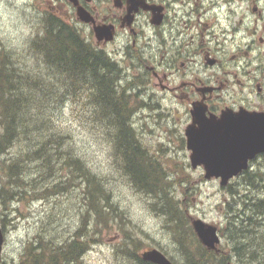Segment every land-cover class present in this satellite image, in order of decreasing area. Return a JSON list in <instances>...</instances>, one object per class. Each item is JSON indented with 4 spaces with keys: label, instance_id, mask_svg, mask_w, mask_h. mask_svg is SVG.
Instances as JSON below:
<instances>
[{
    "label": "trees",
    "instance_id": "obj_1",
    "mask_svg": "<svg viewBox=\"0 0 264 264\" xmlns=\"http://www.w3.org/2000/svg\"><path fill=\"white\" fill-rule=\"evenodd\" d=\"M28 51L39 73H31L28 66L15 61L10 51H0V154L6 153L14 142H29L30 134H34L24 152L3 165L6 187L10 185L11 190L3 187L0 196L3 201L22 196L23 190L16 192L12 186L22 188L21 175L28 172L26 164H33L35 172H43V176L61 167L75 176L68 177L64 184L69 186L78 179L82 185L83 211L81 226L69 242L51 249L29 243L19 264L73 263L89 249L88 225L91 222L94 226L106 224L108 217L114 218L118 212L107 186L69 148L68 135L62 130L44 134L49 121L54 122L47 118V109H59L67 99L87 108L88 123L101 131L111 144L113 161L120 173L136 190L151 197V208L166 217L177 242L184 243L179 240L181 234L194 237L182 203L175 200L169 190L174 181L168 179L161 163L149 154L131 127L132 111L124 93L115 87L120 72L111 66L107 56L85 43L73 25L50 13H44L41 32L30 41ZM240 177L246 190L261 193L259 196L245 193L238 200H232L236 205L226 227L231 254L207 250L202 245L185 246L180 250L184 264H228L231 257L242 264L261 261L264 172L246 171ZM61 190V184H57L51 193L54 195ZM230 195L235 198L239 193L230 191ZM231 204H227L228 210L232 209ZM134 259L137 264H151L142 262L138 256Z\"/></svg>",
    "mask_w": 264,
    "mask_h": 264
},
{
    "label": "rangeland",
    "instance_id": "obj_2",
    "mask_svg": "<svg viewBox=\"0 0 264 264\" xmlns=\"http://www.w3.org/2000/svg\"><path fill=\"white\" fill-rule=\"evenodd\" d=\"M49 3V0H0V51L13 53L15 61L28 66L31 73L40 70L34 65L28 44L41 32V21L49 10ZM152 91L159 100V88L154 87ZM153 110L139 112L132 120L140 142L161 163L168 179L174 181L169 190L175 200L182 203L189 225L191 219H200L216 226L220 237L218 249L231 254L226 227L236 205L232 200H238L245 193L259 196L261 192L246 190L240 176L226 187H221L218 179H204L202 168L190 167V152L181 139V122L174 125L171 121H162L159 111L154 113ZM47 115L54 122L49 121L44 134L62 130L68 135L69 148L107 186L118 211L114 218L108 217L106 224L94 226L91 222L88 225L89 249L70 264H137L134 256L139 257L143 251L153 248L164 253L173 264H184L181 247L201 245L195 234L191 238L181 234L179 240L184 243L177 242L166 217L151 208V197L136 190L120 173L113 161L111 144L101 131L88 123L87 108L67 99L59 109H47ZM30 137L29 142L34 134ZM29 142H14L6 153L0 154V190L3 187L11 190L10 185L6 187L3 165L19 157ZM25 166L28 172L21 175L22 188L12 186L16 192L23 190L22 196L8 198L7 202L0 196V228L4 235L1 264H19L29 243H39L47 249L59 247L69 242L81 226L83 201L79 180L68 186L64 184L66 179L75 176L61 167L43 176V172H35L33 164ZM253 168L264 169V158L254 163ZM57 184H61L63 190L52 195V187ZM230 191H238L239 195L231 198ZM229 202L232 209L228 210ZM259 256L261 261L257 264H264V252L260 250ZM228 264L242 263L231 257Z\"/></svg>",
    "mask_w": 264,
    "mask_h": 264
},
{
    "label": "flooded vegetation",
    "instance_id": "obj_3",
    "mask_svg": "<svg viewBox=\"0 0 264 264\" xmlns=\"http://www.w3.org/2000/svg\"><path fill=\"white\" fill-rule=\"evenodd\" d=\"M49 1L46 13L73 25L119 70L115 87L133 129L139 112L158 110L162 121L181 122L186 148L194 108L208 119L264 115V0ZM263 158L246 171L264 172L253 168Z\"/></svg>",
    "mask_w": 264,
    "mask_h": 264
},
{
    "label": "water",
    "instance_id": "obj_4",
    "mask_svg": "<svg viewBox=\"0 0 264 264\" xmlns=\"http://www.w3.org/2000/svg\"><path fill=\"white\" fill-rule=\"evenodd\" d=\"M77 15L87 21L80 9ZM185 138L191 168L201 167L204 179H218L219 185L226 187L230 180L248 170L250 161L264 153V115L239 114L233 117L223 112L219 118L208 119L194 108ZM191 227L202 246L218 251L220 237L216 226L191 219ZM3 242L0 228V264ZM140 258L151 264H173L154 248L143 251Z\"/></svg>",
    "mask_w": 264,
    "mask_h": 264
}]
</instances>
